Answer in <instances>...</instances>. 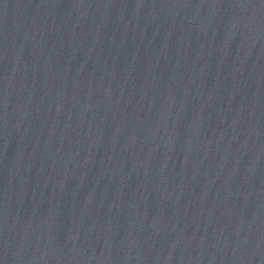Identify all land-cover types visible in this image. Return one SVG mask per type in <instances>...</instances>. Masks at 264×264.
<instances>
[{
	"label": "water",
	"instance_id": "obj_1",
	"mask_svg": "<svg viewBox=\"0 0 264 264\" xmlns=\"http://www.w3.org/2000/svg\"><path fill=\"white\" fill-rule=\"evenodd\" d=\"M0 264H264V0H0Z\"/></svg>",
	"mask_w": 264,
	"mask_h": 264
}]
</instances>
